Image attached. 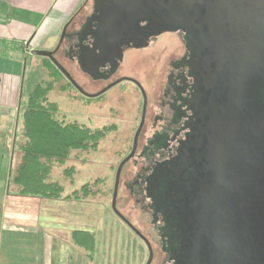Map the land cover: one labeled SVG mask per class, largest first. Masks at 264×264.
Returning a JSON list of instances; mask_svg holds the SVG:
<instances>
[{"label": "flooded vegetation", "instance_id": "obj_1", "mask_svg": "<svg viewBox=\"0 0 264 264\" xmlns=\"http://www.w3.org/2000/svg\"><path fill=\"white\" fill-rule=\"evenodd\" d=\"M104 6L100 23H85L92 4L75 12L54 58L72 67L61 66L75 100L96 102L117 86L130 96L131 86L146 103L144 85L157 90L150 115L141 107L122 159L132 153L140 129L121 169L132 162L135 171L123 187L149 211L156 241L137 237L147 252V243L152 254L159 249L161 264H219L214 209L203 210L198 201L213 179L207 124L226 103L238 66L239 113L247 130L226 197L230 219L222 264H264V66L257 61L264 57V27L244 28L248 14L242 13L260 8L259 1L113 0ZM179 226L193 227L196 242L184 236L178 242L173 232Z\"/></svg>", "mask_w": 264, "mask_h": 264}, {"label": "rangeland", "instance_id": "obj_2", "mask_svg": "<svg viewBox=\"0 0 264 264\" xmlns=\"http://www.w3.org/2000/svg\"><path fill=\"white\" fill-rule=\"evenodd\" d=\"M91 2L92 0H89L88 7ZM55 57H57L55 60L57 63L59 62L60 66L72 70V67L62 57ZM134 60L135 58H133ZM29 69L27 70L29 71ZM60 74L61 78L63 77L62 80L55 84L49 93V100L56 102L59 106L60 116L67 121H75L89 128L114 125L115 129L100 142L98 150L90 154L87 162L80 163L73 158L66 162L64 168L72 166L76 170L72 182L63 179L62 170L64 168L55 169L52 178L63 185L64 195L97 178H105L106 187L103 189V193L101 192L90 200H42L44 202L42 207L34 208L33 205L24 207L28 211L38 213L40 217L42 214L43 217L40 218L39 225H36L40 230L48 232L49 235L67 244L69 233L74 229H85L95 234L96 245L93 257L88 259L77 248L71 247L70 256L65 259V264H146L148 252L146 246L137 237V233L145 236L152 244L156 241V236L151 226L149 211H142L134 198L130 197L123 187L129 177L128 174L135 171L132 162L127 163L120 172L115 211L112 210L111 195L115 186L117 168L130 148L133 131L138 125L141 107H145L147 116L150 115L154 106L152 99L157 90L144 85L147 101L143 103L133 87L129 86L128 88L130 89L129 96L122 94L120 90L123 89L117 86L103 99L86 103L70 97V90L65 83L66 78L61 72ZM135 77L139 78L138 75ZM20 123L21 116H19L17 136L20 132ZM6 157L8 160L9 156L1 154L0 148V200L4 178L7 174ZM17 160L16 156L15 163ZM4 189H7V186ZM37 200L41 201V199ZM46 215L55 218L54 224L46 223L47 218H44ZM46 227L49 229H43ZM51 228L55 230H51ZM43 232L39 231L37 235H10L0 231V264H3L7 258L8 261L12 260L13 264H41L40 251L37 250V246L42 242L45 234ZM153 249L151 264H161L163 254L159 249L155 247ZM54 259L53 256V261H55Z\"/></svg>", "mask_w": 264, "mask_h": 264}, {"label": "trees", "instance_id": "obj_3", "mask_svg": "<svg viewBox=\"0 0 264 264\" xmlns=\"http://www.w3.org/2000/svg\"><path fill=\"white\" fill-rule=\"evenodd\" d=\"M62 78L59 70L43 56L36 58L23 77L19 107L21 125L14 140L11 176L7 186L9 195L47 201H85L104 192L105 178L94 179L65 195L63 185L52 178L53 171L64 168L71 158L80 163L87 162L90 154L98 150L100 142L115 129L114 125L89 128L61 117L59 106L49 100V93ZM16 156L18 160L15 163ZM75 172L72 166L64 168L63 179L72 182ZM175 221L179 222V216ZM183 229L179 226L173 232L174 236H178L177 241L182 242L184 236L195 243L193 227ZM68 244L91 259L96 245L95 234L87 230H72Z\"/></svg>", "mask_w": 264, "mask_h": 264}, {"label": "crops", "instance_id": "obj_4", "mask_svg": "<svg viewBox=\"0 0 264 264\" xmlns=\"http://www.w3.org/2000/svg\"><path fill=\"white\" fill-rule=\"evenodd\" d=\"M88 2L89 0H0V148L1 154L9 156L8 160L6 157L7 174L0 200V231L5 234L37 235L39 231L43 232L36 226L39 225L42 214L40 217L24 206L42 207L44 202L36 198L9 195L7 189H4L11 176L23 77L38 57L35 52L53 51L63 27L76 11L85 9ZM44 218H47V224H54L53 216L46 215ZM71 247L45 232L41 244L37 246L41 264H65ZM53 256L56 262L53 261ZM11 263L13 261H8V258L3 262Z\"/></svg>", "mask_w": 264, "mask_h": 264}, {"label": "water", "instance_id": "obj_5", "mask_svg": "<svg viewBox=\"0 0 264 264\" xmlns=\"http://www.w3.org/2000/svg\"><path fill=\"white\" fill-rule=\"evenodd\" d=\"M258 9L243 10L242 13L248 14L247 22L243 25L244 28H251L252 30L258 26L259 28L264 27V0H258ZM104 2H113V0H92V13L87 17L85 23L88 21H96L100 23L101 10L103 9ZM69 23V22H68ZM68 23L63 27L59 42L53 51H36L37 56L47 57L52 64L64 75L62 67L57 63L54 55L61 48L64 39L66 38V30ZM261 34V33H260ZM259 34V35H260ZM256 35L253 36L255 38ZM256 42L253 41L252 45ZM257 61H260L264 66V57H258ZM77 63L81 68L83 61L80 57L77 58ZM66 76V74H65ZM232 80L230 82V88L227 95L226 103L221 106L220 111H215L211 120L207 124V128L210 132L209 136V148L210 152L207 156L209 161V169L213 173V179L209 186H206L201 192L200 202L203 210L212 206L214 209V221H215V235L219 246L216 250L219 264L223 263L224 252L227 248V242L225 239V230L230 219V213L228 210V203L226 197L233 188L236 182V175L238 172V165L236 157L239 156L238 150L240 147V141L245 137L247 127L242 123L239 113V91L238 85L241 77V69L237 66L235 72L231 75ZM142 125V120H141ZM140 130V129H139ZM137 131L132 153L121 162L116 172L115 186L112 192L111 206L112 210L115 211V200L118 190V180L125 162L130 159L134 149L136 138L139 133ZM138 234V233H137ZM142 238V237H141ZM147 242V241H146ZM148 248V260L146 264H150L152 261V250L147 243Z\"/></svg>", "mask_w": 264, "mask_h": 264}]
</instances>
